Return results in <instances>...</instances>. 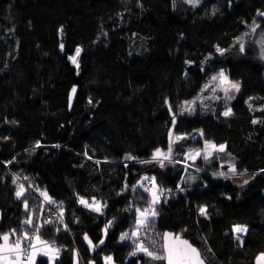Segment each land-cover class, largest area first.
<instances>
[{
  "label": "trees",
  "instance_id": "1",
  "mask_svg": "<svg viewBox=\"0 0 264 264\" xmlns=\"http://www.w3.org/2000/svg\"><path fill=\"white\" fill-rule=\"evenodd\" d=\"M142 3L143 9L137 0H0V162L16 157L11 165L0 164V232L25 218L22 204L14 198L10 173H19L21 178L27 175L65 204L75 241L72 236L60 238L67 234H57L54 227L41 232L44 239L68 249L62 251L58 264H73V248L79 251V264L89 260L103 264L102 257L107 254L114 255L116 264H122V259L127 264L131 248H122L118 237L132 223L130 219L114 235L110 233L105 246L96 252L81 242L83 232L95 242L107 219L127 215L118 210L125 207L132 193L125 199L115 195L127 171L121 166L122 157L131 153L148 158L154 147L166 146L170 116L165 99L170 98L175 108L196 96L207 79L195 66L187 68L186 59L200 62L210 52L215 56L214 44L228 47L233 37L247 30L242 21L251 24L255 19L264 26V18L257 16L258 9L264 11V0H233L231 7L227 0H207L198 9L177 0L175 10L172 0ZM213 5L219 9L214 16L206 12ZM61 26L63 35L58 31ZM262 31L264 27L247 39L257 40ZM60 42L65 44L63 52ZM77 45L84 49L79 75L67 59ZM258 53V45L249 44L244 56L233 48L226 57H216L209 69L211 74L224 67L233 79L243 82L242 94L232 102L234 116L217 119L222 111L218 103L212 107L215 114L198 109L179 124L180 132L203 129L205 138L226 143L238 169L257 174L255 179L241 189L237 186L241 180L233 183L211 178V173L219 170L220 160L202 163L198 159L195 167L205 171L189 169V174L200 177L190 194L178 193L158 209L157 231L180 232L187 227L184 236L201 250L208 264H256V256L264 252V174H259L264 169V125L251 123L253 118L264 119V112L255 110L264 104V61ZM74 84L78 92L69 110L68 94ZM249 96L254 98L253 111L245 103ZM37 140L42 147L32 153ZM202 144L200 140L184 147ZM105 158L111 163H104ZM222 159L229 157L222 154ZM96 160L101 163L97 165ZM129 168L131 183L139 178L135 173L152 175L154 171L134 161L129 162ZM161 171L165 179L158 176L157 182L173 189L179 176L185 175L180 165ZM205 181L207 189L200 186ZM74 193L103 197L110 207L103 217L90 219L87 210L75 203ZM225 194L232 199L226 200ZM27 198L30 207L40 203L38 193ZM199 204L209 206L210 219L197 215ZM68 209L75 210L74 214ZM76 217L82 230L73 224ZM234 224L248 226L243 246L230 232ZM37 264H48L47 258L38 257ZM143 264L163 262L145 257Z\"/></svg>",
  "mask_w": 264,
  "mask_h": 264
},
{
  "label": "snow or ice",
  "instance_id": "2",
  "mask_svg": "<svg viewBox=\"0 0 264 264\" xmlns=\"http://www.w3.org/2000/svg\"><path fill=\"white\" fill-rule=\"evenodd\" d=\"M206 2L207 0H183V3L192 9L203 7ZM232 2L233 0H227L228 7L232 6ZM172 5L175 10L177 0H172ZM137 6L143 9L142 0H137ZM218 11L219 9L215 5L210 10L206 9V12L213 16ZM257 16L264 18V11L258 9ZM242 23L247 30L233 37V43L228 47H222L219 43L213 45L215 56L210 52L200 62L191 59L184 61L187 68L190 69L195 66L198 72L206 76L207 79L199 86V92L196 96L179 102L175 108L170 98L165 99L164 105L170 116L166 146L154 147L148 158H140L131 153H126L122 157L121 166L127 171L124 172L123 183L115 195L121 199H125L129 192L132 193L131 198L127 199L125 207L118 210L127 215L120 217L114 216L111 219H107L101 229L100 235L96 237L95 242L87 231L83 232L81 242L86 243L87 250L96 252L100 247L105 246L110 233L114 235L115 230L130 219L132 223L129 224L127 229L120 232L118 237V242L122 248H131V251L127 253V257L125 258L127 264H143L145 257L149 261L163 262V264H206V259L201 250L194 246L189 239L185 238L184 234L189 231L187 227L182 228L180 232L167 230L159 232L156 229L155 222L159 217L158 209L162 202L167 203L178 193L190 194L189 190L200 179L196 175L189 174V169L196 166L198 158H202L206 163L220 160L219 170L212 172L211 178L231 180L233 183L241 180L242 182L237 185L241 189L248 186L257 175L250 174L247 169H238V161L236 157L228 152L227 144H217L215 141L205 138L203 129H194L191 133L179 131L180 122L186 120L188 117L194 116L198 109L201 112L212 111L215 114V109L207 101L222 102V111L219 112L217 119L220 117L228 119L235 115L232 102L237 99L238 95L242 94L243 82L233 79L229 70L224 67L212 71L211 74H209V69L212 64L217 62L216 57H226L232 52L233 48L236 49L237 54L241 56L246 55L249 44L259 46V59L264 61V31L260 33V38L257 40L249 41L247 39L250 35L256 34L264 26L256 23L255 19L252 20L251 24L248 21H242ZM58 31L63 35V26ZM105 35L107 34L105 33ZM183 38V34H181L180 39ZM59 49L62 52L65 50V44L63 42L59 43ZM83 51L82 46L77 45L73 54L67 57L74 66L77 75L80 74V57ZM129 54L131 55V53ZM184 76L188 78L189 71L186 70ZM77 92L78 86L74 84L68 94L69 110L73 106V100ZM206 93H210V95H206ZM253 99V97L249 96L245 101L249 111L254 110ZM88 103H93L91 97H89ZM255 110L264 112V104ZM251 123L253 125H264V119L253 118ZM3 139L7 140L9 137H3ZM200 140H203L201 147H184L185 144H191L193 142L199 143ZM41 147V142L37 140L31 148V152L34 153L36 149ZM55 147L59 148L60 145H55ZM177 148L180 151H177ZM25 151L29 150L25 149ZM222 154H227L229 159L224 161ZM84 155L88 156V153L85 152ZM177 155L182 156V159H175ZM88 159H92V157L88 156ZM15 160L16 157L14 156L11 160L0 162V164L4 166L11 165ZM133 161L136 165H140L144 169H154L153 174L148 175L147 171L143 175L135 173L134 175L139 178L136 179L135 183H131L129 177L133 174L129 168V162ZM95 163L99 165L101 161L96 160ZM104 163L110 164L111 161L105 158ZM169 165L172 167L180 165L182 171L185 173V175L179 176V182L175 183V189L163 187L157 182L158 176L161 180L165 179V174L161 170L166 169ZM195 170L197 173L205 171V169L200 167H195ZM259 174H264V169H260ZM10 175L11 182L15 185L14 198L22 204L25 218L20 219L16 227H11L6 231L0 232V264H37L38 257L47 258L48 264H58L62 251H67L68 249L63 245L57 246L55 240L49 241L44 239L41 232L48 227H54L57 234L62 231L67 234L60 238L63 239L67 238V236H72L73 241H75L76 237L72 234L69 223L66 221L64 202L57 201L54 196L50 195L46 187L41 188L29 176L25 175L21 178L20 174L16 172H11ZM244 177L247 178L245 179ZM21 179L24 182H21ZM25 182L27 183V187ZM200 186L204 189L209 187L206 181ZM32 192L39 194L40 203L38 206L35 203L32 207L29 205L27 196ZM224 198L229 201L232 199L227 194L224 195ZM237 198L239 199V196ZM74 200L81 209L87 210L90 219L103 217L110 207L106 199L103 197L97 198L96 195L88 197L74 193ZM208 209L209 206L207 204L197 205V215L205 219H210ZM68 211H72L74 214L75 210L68 209ZM93 213L96 214L95 217L91 215ZM2 224L3 212L0 211V226ZM73 224L80 226L81 230L83 229L79 217L73 220ZM94 227H99V224H95ZM248 231V226L241 224L232 225L230 230L239 246L245 244L243 237L247 235ZM204 239L206 242L207 238L205 237ZM206 250L209 253L212 252L210 247ZM71 251L73 254V264H78V249L73 248ZM102 260L103 264H116V258L112 254L103 256ZM88 264H96V261L89 260ZM122 264H124L123 259ZM256 264H264V252L256 256Z\"/></svg>",
  "mask_w": 264,
  "mask_h": 264
},
{
  "label": "rangeland",
  "instance_id": "3",
  "mask_svg": "<svg viewBox=\"0 0 264 264\" xmlns=\"http://www.w3.org/2000/svg\"><path fill=\"white\" fill-rule=\"evenodd\" d=\"M260 38V35H259V37H258V39ZM206 95H210V93H206ZM207 103H209L210 105H211V107H213L214 105H217L218 103H221L222 104V102H212V101H207ZM202 163H205V161L202 159V158H198ZM78 264H79V262H78Z\"/></svg>",
  "mask_w": 264,
  "mask_h": 264
},
{
  "label": "water",
  "instance_id": "4",
  "mask_svg": "<svg viewBox=\"0 0 264 264\" xmlns=\"http://www.w3.org/2000/svg\"><path fill=\"white\" fill-rule=\"evenodd\" d=\"M168 231H170V230H168ZM185 238H186V237H185ZM186 239H187V238H186ZM190 241H191V240H190ZM193 244H194V243H193ZM194 246H196V245L194 244ZM196 247H197V246H196ZM197 248H198V247H197ZM206 264H208L207 261H206Z\"/></svg>",
  "mask_w": 264,
  "mask_h": 264
},
{
  "label": "built area",
  "instance_id": "5",
  "mask_svg": "<svg viewBox=\"0 0 264 264\" xmlns=\"http://www.w3.org/2000/svg\"><path fill=\"white\" fill-rule=\"evenodd\" d=\"M166 188H169V187H166Z\"/></svg>",
  "mask_w": 264,
  "mask_h": 264
}]
</instances>
